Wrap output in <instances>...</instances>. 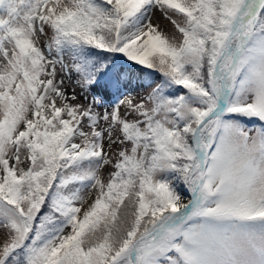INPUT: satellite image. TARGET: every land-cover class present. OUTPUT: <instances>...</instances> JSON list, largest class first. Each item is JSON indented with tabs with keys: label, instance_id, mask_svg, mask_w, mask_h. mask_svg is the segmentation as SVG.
Returning <instances> with one entry per match:
<instances>
[{
	"label": "snow or ice",
	"instance_id": "snow-or-ice-1",
	"mask_svg": "<svg viewBox=\"0 0 264 264\" xmlns=\"http://www.w3.org/2000/svg\"><path fill=\"white\" fill-rule=\"evenodd\" d=\"M0 264H264V0H0Z\"/></svg>",
	"mask_w": 264,
	"mask_h": 264
},
{
	"label": "rangeland",
	"instance_id": "rangeland-1",
	"mask_svg": "<svg viewBox=\"0 0 264 264\" xmlns=\"http://www.w3.org/2000/svg\"><path fill=\"white\" fill-rule=\"evenodd\" d=\"M154 19L159 22L161 26L165 27L166 30H171V25L166 20H164V18L161 17L159 13L155 14Z\"/></svg>",
	"mask_w": 264,
	"mask_h": 264
}]
</instances>
